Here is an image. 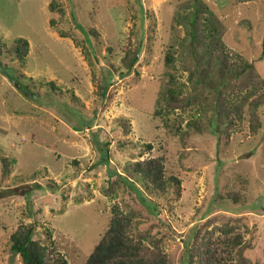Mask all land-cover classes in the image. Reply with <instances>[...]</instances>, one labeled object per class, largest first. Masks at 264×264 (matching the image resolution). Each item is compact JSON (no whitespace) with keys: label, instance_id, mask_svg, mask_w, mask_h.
I'll return each instance as SVG.
<instances>
[{"label":"rangeland","instance_id":"rangeland-1","mask_svg":"<svg viewBox=\"0 0 264 264\" xmlns=\"http://www.w3.org/2000/svg\"><path fill=\"white\" fill-rule=\"evenodd\" d=\"M196 1L0 0V40L30 44L27 66L3 62L38 88L28 98L0 70V264H23L10 237L29 223L69 264H85L116 204L132 215L135 238L148 248L159 242L170 264H186L195 236L223 225L240 226L248 261L264 264V106L254 135L248 121L233 128L220 115L233 90L220 85L219 67L212 80L204 75L187 24L175 18ZM201 1L223 22L229 48L264 78V0ZM138 43L142 56L123 77L122 58ZM169 73L182 100L160 117ZM111 74L102 99L99 82ZM158 156L182 191L149 193V207L121 174L131 161Z\"/></svg>","mask_w":264,"mask_h":264},{"label":"trees","instance_id":"trees-1","mask_svg":"<svg viewBox=\"0 0 264 264\" xmlns=\"http://www.w3.org/2000/svg\"><path fill=\"white\" fill-rule=\"evenodd\" d=\"M55 5L52 3V9ZM194 6L195 8H192V11L186 15L182 16L178 13L175 16L176 21L183 22V25L187 24L188 36L192 39L190 41L193 43L194 53L204 65V75L212 80L214 68L219 67L218 70L222 75L220 85L227 87L229 84L233 90V94L229 93L232 98L221 101L220 115H223L225 122L233 128H237L238 122L242 124L248 121L250 132L254 135L262 125L259 111L264 106V78L258 71H255L253 63L240 52L229 48L225 40V26L221 19L209 11L207 5L201 0H197ZM204 12L208 15L202 21L201 14ZM94 34H97V31L94 30ZM152 39L151 36L150 40ZM199 48L200 50H197ZM150 49L151 42L148 50ZM143 50L142 43L127 48L122 58V63L126 68V71L121 73L123 77L133 72ZM29 51V41L24 37L14 39L10 46L0 40V70L9 77L24 96L36 98L37 93L34 88L38 89L37 85L28 83L27 76L22 71L21 74L17 71L18 67L3 62V57H9L16 60L19 67H25ZM87 54L90 59L88 51ZM174 61V54L170 50L167 51L166 66H174ZM169 77L170 81L160 92L157 101L158 108L155 115L160 117H169L173 109L172 102L180 100L181 95L179 94L184 90L183 86L176 87L173 82L174 76L171 73ZM230 77L235 82H231ZM208 79L204 82L208 81L210 84ZM111 82L112 74L106 81L99 82L102 99L109 98L108 91ZM53 88H56L55 85ZM148 147L151 148V145ZM106 160L109 162L108 159ZM121 176L149 207L155 206L154 202L148 198L149 193L164 195L174 188L175 192L180 195L182 191V180L176 175H167L164 156L131 161L125 166L124 175L121 174ZM133 228L132 215L125 212L119 204L114 205L109 225L85 264H170L168 253L159 242L153 241V248H148L141 239L135 238ZM238 228L240 226H216L205 235L195 236L193 247L187 248L186 264H260L248 261L244 251L250 245L245 246L242 234L236 231ZM216 231L222 232L225 236L223 240H218L220 243L213 239ZM231 233L234 235L230 236ZM35 235L36 224L29 223L21 225L10 237L11 250L15 255L21 256L23 264H69L68 260L53 246V243L45 245L35 239ZM235 258L237 260H233Z\"/></svg>","mask_w":264,"mask_h":264}]
</instances>
